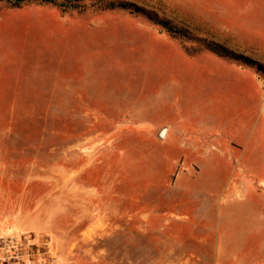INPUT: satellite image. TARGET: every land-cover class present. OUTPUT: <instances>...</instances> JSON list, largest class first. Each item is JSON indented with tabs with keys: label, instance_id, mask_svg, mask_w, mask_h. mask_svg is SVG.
Instances as JSON below:
<instances>
[{
	"label": "rangeland",
	"instance_id": "374dc122",
	"mask_svg": "<svg viewBox=\"0 0 264 264\" xmlns=\"http://www.w3.org/2000/svg\"><path fill=\"white\" fill-rule=\"evenodd\" d=\"M81 3L0 0V239L54 264H264V73L201 48L264 67V0Z\"/></svg>",
	"mask_w": 264,
	"mask_h": 264
},
{
	"label": "trees",
	"instance_id": "16d2710c",
	"mask_svg": "<svg viewBox=\"0 0 264 264\" xmlns=\"http://www.w3.org/2000/svg\"><path fill=\"white\" fill-rule=\"evenodd\" d=\"M8 1L10 3H12V5L15 7H17L21 3H25V2L40 1L43 3L56 4V5L62 6L63 8L77 10V11H83L85 9V6L81 3V0H66L67 3H63V2L59 3L57 0H8ZM100 9H104V10L124 9V10H129L131 13H139V14H142L143 16H145L146 18H148L150 21L154 22L155 24L161 25L164 28H166L167 32H169V34H171L174 37H176V36L185 37L186 36L180 31L177 32L176 30H173L171 27H169L167 22L159 19L155 13H153L151 11H147V10L142 9V8H139L133 4L110 3L104 7H101ZM201 48H204L210 52H213V53H215L221 57H228L231 59L240 60L245 64L255 66L258 71L264 73V67L262 65H259L255 61L248 59L246 57H239L237 55H234L232 52L228 51L227 49H225L221 45H218L215 43L214 44L208 43V44L202 45ZM188 50H189V53H191V54H193L197 51V49H189V48H188Z\"/></svg>",
	"mask_w": 264,
	"mask_h": 264
},
{
	"label": "built area",
	"instance_id": "2783aa9c",
	"mask_svg": "<svg viewBox=\"0 0 264 264\" xmlns=\"http://www.w3.org/2000/svg\"><path fill=\"white\" fill-rule=\"evenodd\" d=\"M0 264H54V260L45 257L40 246L28 239L9 236L0 239Z\"/></svg>",
	"mask_w": 264,
	"mask_h": 264
},
{
	"label": "crops",
	"instance_id": "0c3cea01",
	"mask_svg": "<svg viewBox=\"0 0 264 264\" xmlns=\"http://www.w3.org/2000/svg\"><path fill=\"white\" fill-rule=\"evenodd\" d=\"M168 131H170L169 137L171 139L173 137V135H172L173 134V127L167 125V132ZM191 146H194V145L193 144H189V145L187 144V145L183 146V148H186L187 150H189L191 148ZM91 230H92L91 232H94L95 231L94 227Z\"/></svg>",
	"mask_w": 264,
	"mask_h": 264
}]
</instances>
